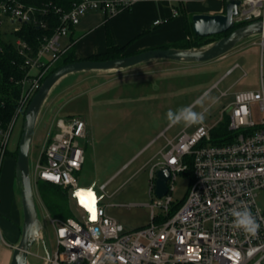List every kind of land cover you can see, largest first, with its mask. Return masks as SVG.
Returning a JSON list of instances; mask_svg holds the SVG:
<instances>
[{"label": "built area", "instance_id": "1", "mask_svg": "<svg viewBox=\"0 0 264 264\" xmlns=\"http://www.w3.org/2000/svg\"><path fill=\"white\" fill-rule=\"evenodd\" d=\"M140 1L169 3L172 17H176L184 0H81L68 12L54 10L59 14L60 25L49 39L43 38L35 53L25 41L14 42L29 70L21 81L23 92L17 114L0 136V170L18 114L27 108L46 72L71 46L62 43L70 34L69 27H75L83 17L94 12L109 19ZM240 1L234 23L264 22V0ZM40 14L46 15V12L21 0H0V28L4 22L12 26L13 32H18L21 24L45 28L37 16ZM159 23L160 20H155L153 25ZM255 36L260 38L252 42L261 53L260 88L235 92L231 104L223 109V114L230 113L228 128L235 134L232 142L211 144L210 132L214 127L200 122L191 132L186 129L179 132L175 141L165 138V146L158 151L161 161L149 170L148 191L156 200L146 205L150 208L151 221L142 228L126 231L106 215L101 201L106 197L104 191L109 182L98 185L97 190L94 183L79 185L76 174L85 163L82 146L87 137L85 121L75 116L59 118L56 114L53 117L32 183L36 188L37 181L42 180L69 192L78 214L67 220L50 219L56 248L43 257L44 264H264V207L257 202L261 195L264 202V32ZM236 69L243 71L234 64L220 80ZM246 75L243 71V77ZM225 95L226 92H221V96ZM188 156L192 159L193 179L185 197L176 201L172 196L174 182L177 174L188 170L183 160ZM163 168L169 169L171 177L167 194L157 198L156 173ZM88 190L95 195L92 213L81 204V201L89 202L82 194ZM240 208H247L253 215L258 225L254 233L243 231L233 222V210ZM155 209L160 210L159 215H155ZM93 215L95 219L91 218Z\"/></svg>", "mask_w": 264, "mask_h": 264}, {"label": "rangeland", "instance_id": "2", "mask_svg": "<svg viewBox=\"0 0 264 264\" xmlns=\"http://www.w3.org/2000/svg\"><path fill=\"white\" fill-rule=\"evenodd\" d=\"M11 28L10 24L4 22L0 28V32L5 33L4 38L10 37ZM259 39V36H253L241 41L225 56L207 63L155 60L123 71H95L89 76L80 77H77L78 74L70 75L76 78L69 79L71 84H68L59 102H54L48 111L37 117L29 148L30 178L36 168L53 117L57 114L59 118H82L86 123L87 137L82 143L86 148L85 163L76 174L79 185L83 187L94 183L97 190L98 185L109 182L104 191L106 197L101 201V205L106 208V215L118 221L126 231L146 226L151 221L150 208L146 205H151L156 200L148 191V174L150 168L161 161L158 151L165 146V138L172 140L184 129L191 132L198 124H177L170 127L167 112L191 107L193 111L202 113L203 119L199 122L211 128L217 127L227 119L229 123L230 113L223 114V109L231 104L233 94L260 88L258 66L261 53L259 47L252 43L258 42ZM234 64H238L247 75L243 77V71L236 69L220 80ZM214 85L216 88L204 93ZM58 87H64L62 82ZM221 92H226L227 95L221 96ZM16 119L7 144L9 153L17 150L22 135L23 114ZM165 129L167 131L164 135L148 144ZM9 153L5 154V160ZM5 163L4 161L2 166L3 172ZM3 172L0 175V190L4 182ZM188 186L189 178L183 173L177 174L173 200H182ZM33 188L37 220L42 225V239L31 247L27 264H44L46 251L53 253L56 248V238L50 223V219L54 218L41 202L35 186ZM66 193L68 208L75 216L78 214L77 207L70 198V193ZM14 194L21 209L17 179ZM257 202L264 207L263 195ZM129 205L131 206L127 208ZM159 213L160 210L155 209V215ZM22 226L21 222L19 229L13 231L18 233V239ZM0 231L2 239L9 245L5 247V243L0 239V249L6 248L9 255L4 264H9L12 247L17 243L10 244L12 239L7 238L1 224Z\"/></svg>", "mask_w": 264, "mask_h": 264}, {"label": "water", "instance_id": "3", "mask_svg": "<svg viewBox=\"0 0 264 264\" xmlns=\"http://www.w3.org/2000/svg\"><path fill=\"white\" fill-rule=\"evenodd\" d=\"M240 4V0H227L224 6L225 11L222 14L210 15L199 13L192 16V30L197 37H212L214 35L226 34L230 31L227 36L221 37L209 45L185 50L155 48L140 51V53L125 56V58L110 59L109 61L80 60L66 63L50 72V75L43 80L38 87L39 89L28 103L29 105L23 118L22 135L17 145L15 178L19 185V194H21L23 226L20 241L12 249L9 264H27L31 247L42 239L40 237L42 225L37 220L35 194L32 179L30 178L28 157L37 117L45 104V100L51 93L52 87L65 78V76L80 72L123 71L140 64L154 62L155 60L174 62L194 61L196 63L214 61L228 54L241 41L264 32V22L261 20L235 28L236 23H234L233 18L238 15ZM156 175L157 179L154 190L156 197L160 198L168 192L167 182L170 180L171 175L168 168L159 169ZM46 256H49L47 251Z\"/></svg>", "mask_w": 264, "mask_h": 264}, {"label": "crops", "instance_id": "4", "mask_svg": "<svg viewBox=\"0 0 264 264\" xmlns=\"http://www.w3.org/2000/svg\"><path fill=\"white\" fill-rule=\"evenodd\" d=\"M179 10L180 15L172 17L169 3L164 1H140L130 9L109 19L100 12L90 13L73 27L72 34L64 38L62 43L64 46L65 44L66 46L71 44L74 50V58L77 61L104 52L107 48V35L115 45L119 47L126 45V52L140 53V51L150 50L151 48L166 45L170 42L183 40L185 38V14L192 16L199 13L214 15L222 14L225 11L223 0H184ZM155 20H160L161 23L153 25ZM89 74L91 72H80L77 77L89 76ZM70 75L74 76L75 74ZM70 75L65 76V78L52 87L53 89L45 100V104L39 115L44 111H48L54 102H59L60 96L66 92L68 84H71V80L69 79H72L73 76ZM61 82L62 87H64L59 89L58 84H61ZM166 129L164 131H167ZM156 139L157 137L148 144L153 143ZM5 158L1 162L2 166L3 162H6L4 172L2 166L0 170V175L3 172L4 179L0 190V224L7 238L12 239L10 244L15 245L16 243L18 244L20 239H18V233L16 234L13 231H17L21 226L23 215L14 194L16 180L15 160L10 155L7 160ZM5 247H9V245L5 243ZM7 252L6 248L0 249V264L5 263L4 260L8 255Z\"/></svg>", "mask_w": 264, "mask_h": 264}, {"label": "trees", "instance_id": "5", "mask_svg": "<svg viewBox=\"0 0 264 264\" xmlns=\"http://www.w3.org/2000/svg\"><path fill=\"white\" fill-rule=\"evenodd\" d=\"M25 5L37 10L45 11L46 15H37L45 28L34 25L21 24L18 32L11 31L9 33V38H4L0 32V136L1 133L7 130L8 126L14 120L16 116L19 101L23 92L21 81L27 77L29 67L25 63V59L22 56H19L14 42L16 40H23L33 50L35 53L41 46L43 38L49 39L57 28L60 25L59 14L55 13V9H59L61 13L70 11L75 5H77L81 0H21ZM227 0H223L225 6ZM182 13V11H181ZM192 15H184V30L185 38L180 41L170 42L166 45L157 46L155 48L159 49H177L185 50L191 48H200L214 41L219 40V38L227 36L230 31L226 34L214 35L212 37H197L194 35L192 27ZM246 24V23H244ZM244 24H236V27L244 26ZM70 28V34L74 28ZM107 48L102 53H97L95 55L89 56L86 59L80 60H91V61H109L110 59L125 58V56L137 54L126 52L127 46L119 47L115 45L110 37L107 35L106 38ZM151 48V49H155ZM74 50L70 46L63 55L60 56V59L46 72L43 80L50 75L54 69L65 65L66 63H72L77 61L74 58ZM78 60V61H80ZM30 76V75H29ZM30 78V77H29ZM30 101V100H29ZM26 109L21 111L25 114ZM18 114L19 115H21ZM72 117V116H66ZM228 119L225 122H222L217 127L212 128L210 132V143L213 145H222L231 143L235 134L229 131L228 128ZM17 149V148H16ZM86 149V148H84ZM18 150V149H17ZM17 150L13 153H9L8 150L6 153L15 160L17 156ZM7 155V154H6ZM184 163L188 164V170L183 173L189 178V184L193 179L192 174V159L190 156L183 159ZM36 191L43 203L44 207L47 208L50 216L52 218H57L60 220H67L70 217H73L72 212L68 208V195L64 190L55 185L46 181L38 180L36 183ZM66 196V197H65Z\"/></svg>", "mask_w": 264, "mask_h": 264}, {"label": "clouds", "instance_id": "6", "mask_svg": "<svg viewBox=\"0 0 264 264\" xmlns=\"http://www.w3.org/2000/svg\"><path fill=\"white\" fill-rule=\"evenodd\" d=\"M166 116L170 127L177 124L188 126L203 119L202 113L193 111L191 107L180 108L176 111L169 110ZM232 215L233 222L243 231L254 233L257 230L258 225L247 208L234 209Z\"/></svg>", "mask_w": 264, "mask_h": 264}, {"label": "bare ground", "instance_id": "7", "mask_svg": "<svg viewBox=\"0 0 264 264\" xmlns=\"http://www.w3.org/2000/svg\"><path fill=\"white\" fill-rule=\"evenodd\" d=\"M83 195H86L87 196V199L89 202L92 203V205H94V202H95V195L94 193L91 191V190H88V191H83L82 193ZM89 202H85V203H89Z\"/></svg>", "mask_w": 264, "mask_h": 264}, {"label": "snow or ice", "instance_id": "8", "mask_svg": "<svg viewBox=\"0 0 264 264\" xmlns=\"http://www.w3.org/2000/svg\"><path fill=\"white\" fill-rule=\"evenodd\" d=\"M77 195H79V193H77ZM81 204H82L83 207L86 208V210H87L89 213H92V212L94 211V209H93V205H92L91 202H89V203H85L84 201H81ZM91 218H92V219H95V216L93 215Z\"/></svg>", "mask_w": 264, "mask_h": 264}]
</instances>
